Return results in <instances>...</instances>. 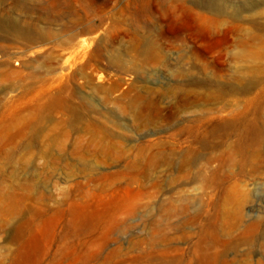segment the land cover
Returning a JSON list of instances; mask_svg holds the SVG:
<instances>
[{"label": "rangeland", "instance_id": "obj_1", "mask_svg": "<svg viewBox=\"0 0 264 264\" xmlns=\"http://www.w3.org/2000/svg\"><path fill=\"white\" fill-rule=\"evenodd\" d=\"M0 264H264V0H0Z\"/></svg>", "mask_w": 264, "mask_h": 264}]
</instances>
